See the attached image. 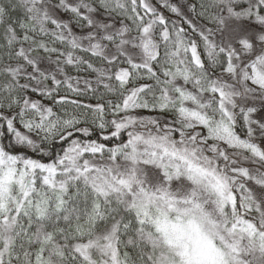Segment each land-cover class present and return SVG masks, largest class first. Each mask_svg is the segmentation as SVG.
<instances>
[{
	"label": "snow or ice",
	"instance_id": "6c2138e0",
	"mask_svg": "<svg viewBox=\"0 0 264 264\" xmlns=\"http://www.w3.org/2000/svg\"><path fill=\"white\" fill-rule=\"evenodd\" d=\"M0 264H264V0H0Z\"/></svg>",
	"mask_w": 264,
	"mask_h": 264
}]
</instances>
